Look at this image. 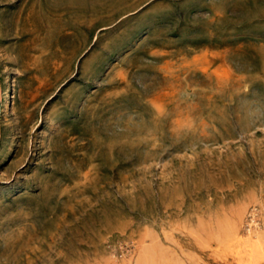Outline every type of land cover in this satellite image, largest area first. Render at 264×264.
<instances>
[{"label":"rangeland","instance_id":"obj_1","mask_svg":"<svg viewBox=\"0 0 264 264\" xmlns=\"http://www.w3.org/2000/svg\"><path fill=\"white\" fill-rule=\"evenodd\" d=\"M0 264H264V0H0Z\"/></svg>","mask_w":264,"mask_h":264}]
</instances>
